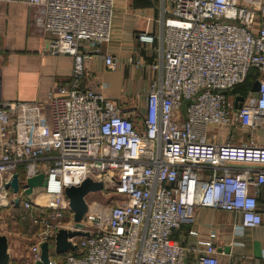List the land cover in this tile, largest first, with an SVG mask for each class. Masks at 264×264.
<instances>
[{
  "label": "built area",
  "instance_id": "built-area-1",
  "mask_svg": "<svg viewBox=\"0 0 264 264\" xmlns=\"http://www.w3.org/2000/svg\"><path fill=\"white\" fill-rule=\"evenodd\" d=\"M114 2L29 0L45 51L74 58L71 79L24 102L4 100L0 79V206H17L19 197L37 229L26 264L40 258V243L55 246L61 228H74L65 188L86 177L121 197L107 212L89 207L83 223L90 234L73 238L78 249L50 264H188L173 232L198 207L241 213L240 234L264 223V143L255 141L264 128V0H162L158 32L138 33L155 44V76L136 115L88 85L95 80L89 60L111 40ZM252 68L260 87L236 109L229 92ZM211 124L240 125L255 139L215 141ZM40 172L47 186L28 199L27 178ZM14 174L18 192L7 186ZM215 236L193 264H219Z\"/></svg>",
  "mask_w": 264,
  "mask_h": 264
},
{
  "label": "crops",
  "instance_id": "crops-1",
  "mask_svg": "<svg viewBox=\"0 0 264 264\" xmlns=\"http://www.w3.org/2000/svg\"><path fill=\"white\" fill-rule=\"evenodd\" d=\"M161 3L162 0H115L111 40L103 46L101 54L88 62L95 79L93 85L90 81L88 85L117 101L129 115L144 112L146 95L155 76L149 65L155 59V44L140 42L138 33L158 32ZM34 11L29 0H0V79L1 95L6 101L40 99L48 91H57L67 84L73 73L72 56L45 51L44 36L33 22ZM106 55L116 59L115 67L106 64ZM133 58L146 66L136 68L131 64ZM100 83H107V87L99 86ZM44 113L47 119L46 107ZM213 125H209L208 131ZM217 126L221 131L225 129L222 134L211 133L218 142L225 141L231 134L234 143L254 138L253 133L237 124ZM255 141L264 143V128ZM258 199L264 211V193ZM242 221L241 213L198 207L192 220L175 229L173 238L185 248L183 258L188 264L197 261L202 242L209 239L211 233L216 234L214 242L219 264H264V223L246 227L240 234L236 226Z\"/></svg>",
  "mask_w": 264,
  "mask_h": 264
},
{
  "label": "water",
  "instance_id": "water-1",
  "mask_svg": "<svg viewBox=\"0 0 264 264\" xmlns=\"http://www.w3.org/2000/svg\"><path fill=\"white\" fill-rule=\"evenodd\" d=\"M260 87L258 81L255 82L252 91H257ZM245 101V97H238L235 102V108L238 109ZM11 186L14 192H18V174H14L13 180L7 184ZM27 188L25 194L28 199L32 195L38 194L44 190L47 186V178L45 172H40L34 176L28 177L26 182ZM105 188L104 182L101 180H94L92 177H86L78 185H70L65 188L66 196L69 199V206L73 213L74 228H61L56 235L55 251L58 254H64L69 251L77 250L78 245L72 242V239L80 236H88L89 231L85 230V224L83 220L89 210V204L86 200V196L91 192L101 191ZM15 203L18 206L20 204V198L15 199ZM40 258L35 264H50V244L48 241H43L39 245ZM11 256L9 253V239L5 234H0V264H10Z\"/></svg>",
  "mask_w": 264,
  "mask_h": 264
},
{
  "label": "rangeland",
  "instance_id": "rangeland-1",
  "mask_svg": "<svg viewBox=\"0 0 264 264\" xmlns=\"http://www.w3.org/2000/svg\"><path fill=\"white\" fill-rule=\"evenodd\" d=\"M234 89L230 91L231 97L235 96V93L233 92ZM222 132H225V129H222L221 131L220 126H210V135L211 133L222 134ZM11 195L12 192H10V197ZM120 197L121 196L115 187H105L101 191L89 193L86 196V200L89 207L92 206L93 210H95L98 207V204H100V207L107 212L109 207L115 204ZM26 215L27 211L23 210L20 205L13 206L12 204H9L7 206H0V234L8 236L9 253L11 256L10 264H26L31 256L30 249L34 242V234L37 229L31 226L29 218L25 217ZM67 217V226L73 227V215L71 217L68 214ZM51 250L55 251V246L51 245Z\"/></svg>",
  "mask_w": 264,
  "mask_h": 264
},
{
  "label": "trees",
  "instance_id": "trees-1",
  "mask_svg": "<svg viewBox=\"0 0 264 264\" xmlns=\"http://www.w3.org/2000/svg\"><path fill=\"white\" fill-rule=\"evenodd\" d=\"M259 77V71L255 68H252L251 71L249 72L246 81L244 83H241L239 85H237L235 87V89L233 90V92L235 93V95L240 94L241 96H247L249 94V92L252 90L255 82L257 81ZM238 93V94H237ZM230 94V92H229ZM50 254H51V258H58V259H62L64 254H58L56 253V251H52L51 247H50Z\"/></svg>",
  "mask_w": 264,
  "mask_h": 264
},
{
  "label": "bare ground",
  "instance_id": "bare-ground-1",
  "mask_svg": "<svg viewBox=\"0 0 264 264\" xmlns=\"http://www.w3.org/2000/svg\"><path fill=\"white\" fill-rule=\"evenodd\" d=\"M88 199V198H87ZM101 205L100 204H98V207L96 208V211L99 213H102V211H104L101 207H100ZM90 211H93V209H92V206H90Z\"/></svg>",
  "mask_w": 264,
  "mask_h": 264
}]
</instances>
